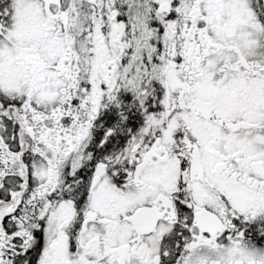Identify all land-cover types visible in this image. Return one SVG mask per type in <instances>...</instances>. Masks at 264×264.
<instances>
[{
    "label": "snow or ice",
    "instance_id": "1",
    "mask_svg": "<svg viewBox=\"0 0 264 264\" xmlns=\"http://www.w3.org/2000/svg\"><path fill=\"white\" fill-rule=\"evenodd\" d=\"M0 264H264V0H0Z\"/></svg>",
    "mask_w": 264,
    "mask_h": 264
}]
</instances>
